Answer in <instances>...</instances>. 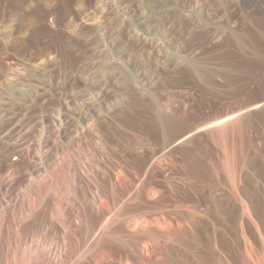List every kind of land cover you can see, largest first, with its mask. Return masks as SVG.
<instances>
[{
  "label": "rangeland",
  "instance_id": "374dc122",
  "mask_svg": "<svg viewBox=\"0 0 264 264\" xmlns=\"http://www.w3.org/2000/svg\"><path fill=\"white\" fill-rule=\"evenodd\" d=\"M246 3L0 0V159L5 158L0 177L9 171L18 183L11 193L1 189L0 194L7 195L5 203L17 199L4 219H26L18 233L4 226L0 264H25L21 252L51 242L52 250L64 252L61 264H96L98 250L86 237L99 219L89 203L84 207L88 220L80 219L78 226L63 222L66 227L63 217L69 219L72 204L83 201L69 194L61 200L53 184L44 192L23 183L39 165L47 174L68 156L79 171L89 160L109 170L121 160L138 172L136 236L131 238L126 219L112 221L99 243L106 264H259L264 249V0ZM97 103L95 117L108 120L101 127L106 140L112 139L109 154L85 128ZM78 113L86 115L80 119L84 127L64 121ZM114 120L122 127L112 132L107 123ZM106 175L101 181L107 193L112 187ZM85 179L77 181V191L85 189L89 196L92 184ZM148 183L155 189L153 198L147 196ZM121 188L110 190L109 198L126 193V199L128 189ZM147 215L153 218L149 225ZM222 246L238 247L237 262ZM41 260L30 264H56Z\"/></svg>",
  "mask_w": 264,
  "mask_h": 264
},
{
  "label": "bare ground",
  "instance_id": "6f19581e",
  "mask_svg": "<svg viewBox=\"0 0 264 264\" xmlns=\"http://www.w3.org/2000/svg\"><path fill=\"white\" fill-rule=\"evenodd\" d=\"M244 2V1H243ZM246 2L248 3V2H251V3H254L255 5H260L261 4V2H262V0H246ZM246 3V4H247ZM262 6V5H261ZM258 7V6H257ZM111 80V79H110ZM104 81V80H103ZM107 82V81H106ZM108 83V82H107ZM95 85V84H94ZM106 85V84H105ZM96 87V86H95ZM135 94V93H134ZM152 94V93H151ZM130 95V94H129ZM29 96H32V95H29ZM124 96V95H123ZM131 96H133L134 98H135V95H133V93H132V95ZM130 96V97H131ZM146 96V95H145ZM129 97V96H128ZM33 98V97H32ZM31 98V99H32ZM92 98V97H91ZM28 99V98H27ZM24 101H25V98H24ZM33 101V100H32ZM22 104H23V102H21ZM27 104H28V101H27ZM145 104V103H144ZM19 105H21V104H19ZM24 106L23 107H26V104H23ZM149 105V104H148ZM14 106H15V104H14ZM13 106V107H14ZM22 106V105H21ZM127 106V105H126ZM132 106V105H131ZM66 107V106H65ZM125 107V106H124ZM123 107V108H124ZM17 108V107H16ZM79 108V107H78ZM12 109H14V108H12ZM19 109H20V107H19ZM74 110V109H73ZM80 110V109H79ZM84 110V109H83ZM154 110V109H153ZM14 111H16V110H14ZM81 111H82V108H81ZM87 111V110H86ZM98 103L97 104H92V106H91V108H90V112H89V114L91 115L90 117L91 118H89L90 119V121H89V124H88V127L86 126L85 128L87 129H91V131L93 132H95L96 133V135H97V137H95L96 138V140L94 139V140H92V141H95V142H97V144L95 143V145H100L101 147H102V149L101 150H106V152H107V154H109V152H111V150L109 151L108 149H107V140H106V137L103 135V133H102V131H103V126H105L104 124H102L103 122H107L108 120H99V119H97L95 116V114H96V112L98 113ZM77 112H78V110H77ZM82 112H84L85 113V111H82ZM66 113V112H65ZM122 113V112H121ZM62 114V113H61ZM60 114V116H62ZM85 114H87V113H85ZM132 114V113H131ZM17 115H18V113H17ZM73 116H74V114H72ZM112 115H114V114H112ZM54 116V115H53ZM84 116H86V115H84ZM83 113H78V115H77V117L76 116H74V117H72V118H70V116H69V118H66V117H64V121H66V122H70V121H73L74 122V120L75 121H81L80 119H82L83 117ZM142 117V116H141ZM74 118V119H73ZM86 118V117H85ZM119 118V117H118ZM59 119V122L62 124L63 123V118H61V117H59L58 118ZM76 119H78V120H76ZM56 120H57V118H56ZM110 120V119H109ZM116 120H114L113 122L114 123H107V124H109V128L111 127L112 128V132L113 131H115V130H117V129H115V128H119L120 127V125L117 123V122H115ZM12 122V121H11ZM76 122V123H77ZM77 123V128L79 129L81 126L82 127H84L83 126V122L81 123ZM56 123V122H55ZM124 123V122H123ZM60 124V125H61ZM101 124L103 125L102 127H101ZM57 125V124H56ZM128 125V124H127ZM61 126H63V124L61 125ZM73 126V125H72ZM76 126V125H75ZM107 126V125H106ZM125 126V125H124ZM124 126H123V131H124ZM10 127V126H9ZM69 127V126H68ZM122 127V126H121ZM120 127V128H121ZM126 127V126H125ZM7 128V127H6ZM61 128V130H62V127H60ZM59 128V129H60ZM76 127H75V129H76V131L78 130ZM84 128V129H85ZM102 128V129H101ZM115 130H114V129ZM134 128V127H133ZM58 129V130H59ZM83 129V128H82ZM74 130V129H73ZM81 130V129H80ZM80 130H79V132H80ZM119 130V129H118ZM137 130V129H136ZM57 131V130H56ZM60 131V130H59ZM63 131V130H62ZM61 131V132H62ZM65 131V130H64ZM72 131V130H71ZM75 131V130H74ZM84 131V130H83ZM127 131V130H126ZM78 132V133H79ZM104 132V131H103ZM119 132H122V131H119ZM60 132H57V134H59ZM66 133V132H65ZM81 133V132H80ZM83 133H85V132H83ZM123 133V132H122ZM72 134V133H71ZM93 134V133H92ZM104 134H105V132H104ZM118 134V133H117ZM61 135V134H60ZM88 135V134H87ZM95 135V136H96ZM128 135V134H127ZM131 135V134H130ZM19 136V135H18ZM66 136V135H65ZM75 136V135H74ZM117 136V135H116ZM132 136V135H131ZM133 136H135V135H133ZM59 137H61V136H59ZM80 137V136H79ZM84 137V136H83ZM94 137V136H93ZM51 138H52V136H51ZM57 138H58V135H57ZM87 138H89V137H87ZM86 138V139H87ZM55 139H56V137H55ZM83 139V138H82ZM108 139V138H107ZM110 139V138H109ZM122 139V138H121ZM52 140H53V138H52ZM60 140V139H59ZM62 140V139H61ZM88 140V139H87ZM90 140V139H89ZM48 141V140H47ZM55 141V140H54ZM112 141V139L108 142L109 144H110V142ZM122 141V140H121ZM120 140H119V143L121 142ZM80 142H82V140L80 141ZM113 142H114V139H113ZM118 142V141H117ZM41 143V142H40ZM51 143V142H50ZM57 143V142H56ZM87 143H88V141H87ZM92 143V142H91ZM114 144V143H113ZM134 144V143H133ZM94 145V146H95ZM119 145V144H118ZM135 145V144H134ZM89 146V145H88ZM112 146L113 145H110V147L112 148ZM116 146H117V144H116ZM37 147V146H36ZM87 147V146H86ZM97 147V146H96ZM137 147V146H136ZM109 148V147H108ZM119 148V147H118ZM97 149H99V148H97ZM113 149H115V147L114 148H112V151H114ZM117 149V148H116ZM116 149H115V151L114 152H116ZM121 149V148H120ZM129 149V148H128ZM137 150V149H136ZM47 151V150H46ZM99 151V150H98ZM104 153H105V151H103ZM136 153V152H135ZM18 154V153H17ZM91 154V153H90ZM101 154V153H100ZM117 154V153H116ZM85 155V154H84ZM114 155V154H113ZM28 156V155H27ZM50 156V155H49ZM68 156V155H67ZM73 156V155H72ZM103 156V155H102ZM112 156V155H111ZM110 156V157H111ZM114 156H116V155H114ZM113 156V157H114ZM136 155H134V156H132V157H135ZM11 157H13V156H11ZM18 157H20L21 158V156H18ZM17 156H15L13 159L15 160V159H17L18 158ZM64 157V156H63ZM109 157V156H108ZM121 157V156H120ZM26 158V157H25ZM32 158V157H31ZM34 158V157H33ZM112 158V157H111ZM117 158H119V157H117ZM5 158H3V159H0V160H4ZM10 159V158H9ZM80 159V158H79ZM82 159V158H81ZM80 159V160H81ZM98 159V158H97ZM130 159V158H129ZM135 159V158H134ZM133 159V160H134ZM146 159V158H145ZM6 160H7V158H6ZM11 160H12V158H11ZM17 160H19V159H17ZM71 157H64L63 159H61V160H59V163L57 164L58 166L57 167H54L53 169H51V170H49V173H47V174H42V171H40L41 169H38V168H41L42 166L41 165H39V167H37L36 169H35V167H33L34 169H35V171H32V172H30V177L28 178V179H26V180H24L25 182H23V183H26L27 182V184L26 185H28V186H30V188H31V186L33 187H37V188H42V189H44V192H46L45 191V189H47L48 188V186H49V184H53V185H51L52 187L55 185L56 186V190H57V192L59 191L60 193V197H61V200L63 199H66L65 198V196H67L68 194L70 195V198H72L71 196H74V200H82L83 202L82 203H79L78 205H75V204H77L76 202H75V204L73 203V202H69V203H73L72 205V207H73V209L71 208V210H73V215L69 218V219H66V218H64L63 217V219H62V224H64L65 225V223L66 222H68L69 223V226H78L79 224H80V222H81V220L80 219H87L86 218V216L84 215V207H86V205H87V203H89V205H90V208H91V210H92V212H94L95 214H97L98 215V219H99V225H98V227L97 228H95L94 229V231L93 232H91V234L90 233H88V232H86V233H88V235H87V237H86V243H87V245L90 247H95V249L96 250H98L97 251V254L95 255L96 256V261H95V263L96 264H106V257H105V255H104V248L102 247V245H100L101 243H100V240L102 239V237L105 235V232H106V229H107V227H108V225L112 222V221H114V220H117V219H126V225H127V228L130 230V234L132 235V237L131 238H133V237H135L136 236V233H137V227H138V223L140 222L138 219H137V216H139L140 215V213H139V215H136V212H137V208H138V203H137V199H139V197H138V194H140V192L139 193H137V188L139 187V183L138 184H136V182H135V180H137L136 179V177L138 176V172H137V170H135V169H133L132 167H129V168H132V170H130L129 168V171H128V169L124 166V165H121L122 163H121V160H119V164L117 165V163H116V165H117V167H114V168H111L112 170H109L108 168H110V166L108 167V168H106V167H104V166H106V165H104V166H101V167H104L103 169H101L100 168V165H97L98 164V162L97 163H95L94 164V162L93 163H91V162H89L88 160V163L86 164H84L83 163V161H82V163L84 164V166H83V168H82V170H77L76 168H74V166H72V165H74V163L72 164L71 163ZM101 160H102V157H101ZM106 160H108V159H106ZM154 161H155V159H153ZM153 160L151 161V162H153ZM31 161V160H30ZM37 161V160H36ZM73 161V160H72ZM86 161V160H85ZM97 161V160H96ZM100 161V160H99ZM118 161V160H117ZM130 161V160H129ZM132 161V160H131ZM130 161V162H131ZM136 161H137V159H136ZM224 161L225 162H222V163H224V167L225 166H228V162H226L227 160H225L224 159ZM4 163L6 162V161H3ZM8 162H10V160L8 161ZM17 162V161H16ZM20 162V161H19ZM18 162V163H19ZM55 162V163H56ZM81 162V161H80ZM104 162V161H103ZM107 162V161H106ZM122 162H123V160H122ZM128 162V161H127ZM40 163V162H39ZM82 163H80V165L82 164ZM91 163V165H88V164H90ZM125 163V162H124ZM123 163V164H124ZM129 163V162H128ZM133 163V162H132ZM131 163V164H132ZM137 163V162H136ZM145 163V162H144ZM148 163V161L146 162V164ZM149 163H150V161H149ZM148 163V164H149ZM13 164V163H12ZM20 164V163H19ZM105 164V163H104ZM130 164V163H129ZM134 164V163H133ZM151 164H153V163H150L149 164V166H151ZM3 165V164H2ZM5 165V164H4ZM16 165V164H15ZM21 165V164H20ZM55 165V164H54ZM79 165V166H80ZM101 165H103V164H101ZM110 165V164H109ZM127 165V164H126ZM12 166V165H11ZM11 166H10V168H11ZM17 166H19V165H17ZM41 166V167H40ZM132 166V165H131ZM134 166V165H133ZM147 167H148V165H146ZM223 166V165H222ZM1 167V166H0ZM14 167V166H13ZM21 167H23L24 168V166H21ZM76 167V166H75ZM7 168H8V166H7ZM9 168V169H10ZM16 168V167H15ZM20 168V167H19ZM18 168V169H19ZM23 168H21V169H23ZM81 168V167H80ZM135 168V167H134ZM151 168V167H150ZM11 169H13V168H11ZM98 169H101V172H102V174L101 175H99L100 173H99V171H98ZM137 169V168H136ZM149 169V168H148ZM7 170V169H6ZM24 170V169H23ZM30 171H31V169H29ZM8 171V170H7ZM146 171V170H145ZM6 172V171H5ZM15 172L16 171H14V175H16L17 176V174L18 173H16L15 174ZM20 172H22L21 170H20ZM19 172V173H20ZM4 173H2V176L0 177V192H1V189H7L8 191L11 189V190H13V188H15V187H17V186H15V184L17 185L18 183H17V179L16 178H14L15 179V181L14 180H12L11 179V176L13 175H10L11 174V172H7V174H4ZM106 174H108V179H109V181L110 182H108V183H110L111 184V189H109V192H107L106 193V191L107 190H105V186H104V182L102 183V178L101 177H103V176H105ZM28 175V174H27ZM34 176H37L38 178H37V180L36 181H33L34 179H36V178H34L33 180H32V178L34 177ZM107 176V175H106ZM140 176V175H139ZM12 178H13V176H12ZM84 178H86L87 180H89L90 181V183L92 184V187H90V192L88 193V194H90L89 196H87L86 195V192H84V191H86L85 189H83V191H82V193H80L79 194V192L77 191V187L79 186V184H80V181H79V184L77 185V181L78 180H84ZM101 178V179H100ZM134 178H135V180H134ZM24 179V178H23ZM86 179H85V181H86ZM104 179V178H103ZM143 179H141V181H142ZM19 183H21V182H19ZM22 183V184H23ZM82 183H84V182H82ZM81 183V184H82ZM146 183V182H145ZM152 183V182H151ZM88 184H89V182H88ZM147 184V183H146ZM149 184V183H148ZM221 184V183H220ZM84 185V184H83ZM82 185V186H83ZM85 185H86V183H85ZM145 185V184H144ZM15 186V187H14ZM21 186H23V185H21ZM54 186V187H55ZM110 186V185H109ZM138 186V187H137ZM148 186V185H147ZM86 187V186H85ZM121 187H127V189H128V192H127V197H126V199H124L125 198V194H123V196H124V198H119L118 196H116L114 193V195L112 196V198H109V195L111 194L110 193V190H117L118 188H121ZM144 187H146V186H144ZM144 187H143V189H144ZM19 188V187H18ZM65 188V189H64ZM108 188H110V187H108ZM21 189H22V187H21ZM20 189V190H21ZM23 189H24V187H23ZM32 189V188H31ZM49 189H51L50 187H49ZM54 189V188H53ZM122 189V188H121ZM10 190V191H11ZM17 190V189H16ZM19 190V191H20ZM27 190H28V188H27ZM33 190V189H32ZM38 190V189H37ZM41 190V189H40ZM55 190V191H56ZM63 190H65L64 192H63ZM80 190V189H79ZM118 190H120V189H118ZM155 189L153 188V186H151L150 184H149V186L146 188V193H147V196L149 197V198H153L154 196V194H153V191H154ZM9 191V193H11ZM14 191V190H13ZM18 191V190H17ZM24 191V190H23ZM28 191H31V190H28ZM121 191V190H120ZM119 191V192H120ZM123 191V190H122ZM259 191H261V190H259ZM21 192V191H20ZM25 192V191H24ZM32 192V191H31ZM42 192V191H41ZM124 192V191H123ZM14 193V192H13ZM26 193V192H25ZM108 193H110L109 195H108ZM117 193V192H116ZM143 193V192H142ZM145 193V194H146ZM154 193H155V191H154ZM7 194V193H6ZM17 194H19V192L17 193ZM21 194V193H20ZM10 195V194H9ZM23 195H24V193H23ZM62 195V196H61ZM119 195H120V193H119ZM6 196L7 195H4V194H0V202L2 203V207H3V209H2V211L0 210V234H2V230H3V228H4V226L5 225H8V229H11V231L13 230V232L14 231H16L17 233L20 231V228H21V224H22V221L23 220H26L25 219V217H24V219L22 218V219H13V217H12V219H4L3 218V216L5 215L4 214V212H6L5 210L7 209V207L9 206H16V200L17 199H15L14 201H12V200H7V203H5V198H6ZM17 196V195H16ZM20 196V195H19ZM25 196V195H24ZM23 196V197H24ZM28 196V195H27ZM49 196V195H48ZM122 196V195H121ZM153 196V197H152ZM33 197H35V196H33ZM46 197V196H45ZM111 197V196H110ZM21 199V197H18V199ZM36 198V197H35ZM39 198V197H38ZM41 198V197H40ZM69 198V199H70ZM148 198V199H149ZM8 199V198H7ZM13 199V198H12ZM26 199V198H25ZM23 200H24V198H23ZM22 200V201H23ZM67 200V199H66ZM71 200V199H70ZM72 200H73V198H72ZM145 200V199H144ZM22 201H21V203H22ZM26 201V200H25ZM42 201H44V200H42ZM87 201V202H86ZM127 201H129V203L127 202ZM150 201V200H149ZM147 202V204L149 205V203L151 202ZM153 201V200H152ZM19 202V201H18ZM79 202V201H78ZM138 202H139V200H138ZM0 203V204H1ZM30 203V202H29ZM32 203H33V201H32ZM64 203V202H63ZM6 204V205H5ZM37 204V203H36ZM40 204H42V203H39V204H37V205H39V206H41ZM68 204V203H67ZM67 204H64V205H67ZM151 204V203H150ZM152 204H153V202H152ZM151 204V205H152ZM24 205V204H23ZM22 205V207H24ZM32 205V204H31ZM35 205V204H34ZM43 205V204H42ZM55 205V204H54ZM62 205V204H61ZM88 205V206H89ZM21 206V205H20ZM36 206V205H35ZM45 206V205H44ZM43 206V207H44ZM60 206V205H59ZM153 206V205H152ZM244 206V205H243ZM18 207V206H17ZM46 207H48V206H46ZM144 207H145V205H144ZM148 207V206H147ZM151 207V206H150ZM55 208V207H54ZM62 208V207H61ZM65 208H66V206H65ZM146 208V207H145ZM145 208H143L144 210H145ZM152 208V207H151ZM224 208V207H223ZM9 209V208H8ZM32 209V208H31ZM36 209V208H35ZM63 209V208H62ZM140 209V208H139ZM22 210H23V208H22ZM34 210V209H33ZM36 210H39V209H36ZM45 210V209H44ZM65 210V209H64ZM67 210V209H66ZM148 210V209H147ZM150 210V209H149ZM152 210V209H151ZM232 210V209H231ZM251 210V209H250ZM10 211V210H9ZM8 211V212H9ZM12 211V210H11ZM28 211V210H27ZM30 211V210H29ZM32 211V210H31ZM60 211H61V209H60ZM88 211H89V207H88ZM139 211V210H138ZM248 211V210H247ZM14 212H15V210H14ZM37 212H39V211H37ZM56 212H58V211H56ZM63 212H66V211H63ZM70 212V211H69ZM87 212V211H86ZM85 212V213H86ZM249 213V212H248ZM248 213H247V215H248ZM20 214V213H19ZM18 214V217L20 216ZM22 214V213H21ZM24 214V213H23ZM26 214H28V213H26ZM41 214H43V213H41ZM49 214V213H48ZM51 214V213H50ZM55 214V213H54ZM61 214H63V213H58V215H61ZM148 214V213H147ZM232 214V213H231ZM236 214V213H235ZM7 215H8V213H7ZM241 215V214H240ZM246 215V214H245ZM26 216V215H25ZM38 216V215H37ZM48 216V215H47ZM63 216V215H62ZM64 216H66V214H64ZM91 216H92V214H91ZM235 216V215H234ZM237 216H239V215H237ZM11 217V216H10ZM21 217V216H20ZM56 217V216H55ZM57 217H59V216H57ZM93 217V216H92ZM143 217H145V215H143ZM152 216L151 215H147V217L145 218L146 220H148V219H153V218H151ZM6 218V217H5ZM68 218V217H67ZM90 218V217H89ZM141 218V217H140ZM28 219V218H27ZM36 219V218H35ZM46 219H47V217H46ZM91 219V218H90ZM94 219V218H93ZM144 218H142V220H143ZM144 219V220H145ZM88 220V219H87ZM87 220H86V222H87ZM139 222H138V221ZM166 220V219H165ZM175 220H177V219H175ZM54 221V220H53ZM84 221V220H83ZM149 221V220H148ZM148 221H146V222H148ZM151 221V220H150ZM150 221L148 222V223H146V222H144V221H142V224H144V223H146V224H148L149 225V223H150ZM172 221H173V219H172ZM224 221H225V219H224ZM236 221H237V219H236ZM243 221V220H242ZM49 222V221H48ZM52 222V221H51ZM63 222H65V223H63ZM89 222V221H88ZM91 222V221H90ZM144 222V223H143ZM152 222V221H151ZM225 222H227V219H226V221ZM52 223H55V222H52ZM67 223V224H68ZM82 223V222H81ZM237 223V222H236ZM235 223V224H236ZM259 223V222H258ZM56 224V223H55ZM84 224V223H83ZM91 224H93V221L91 222ZM125 224V223H124ZM141 224V223H140ZM146 224H144V225H146ZM158 224V223H157ZM260 224V223H259ZM50 225V224H49ZM87 225H88V223H87ZM90 225V224H89ZM122 225V224H121ZM144 225H142V226H140L141 228L144 226ZM164 225V224H163ZM227 225V224H226ZM237 225V224H236ZM66 226V225H65ZM83 226H85V225H83ZM93 226V225H92ZM95 226V225H94ZM30 227V226H29ZM67 227V226H66ZM6 228H7V226H6ZM23 228V227H22ZM58 228V227H57ZM71 228H73V227H71ZM83 228V227H82ZM87 228H89V227H87ZM120 228V227H119ZM152 228V227H151ZM25 229V228H24ZM31 229V228H30ZM91 229V228H90ZM145 229V228H144ZM74 230V229H73ZM88 230V229H87ZM150 230V229H149ZM235 230V229H234ZM5 231V230H4ZM63 231V230H62ZM83 231V230H82ZM81 231V232H82ZM85 231V230H84ZM127 231V230H126ZM140 231V230H139ZM10 232V231H9ZM71 232V231H70ZM121 231H119V233H120ZM123 232V231H122ZM227 232V231H226ZM36 233V232H35ZM66 233H67V231H66ZM123 233H125V232H123ZM139 233V232H138ZM11 234V233H10ZM65 234V233H64ZM78 234V233H77ZM111 234H113V233H111ZM115 234V233H114ZM129 234V233H128ZM163 234V233H162ZM139 235V234H138ZM169 235V234H168ZM79 236H80V234H79ZM151 236V235H150ZM83 237V236H82ZM115 237V236H114ZM66 238V237H65ZM146 238V237H145ZM74 239V238H73ZM78 239H80V241H81V236L80 237H78ZM130 239V238H129ZM2 240V239H1ZM66 240V239H65ZM75 240V239H74ZM107 240V239H106ZM109 240V239H108ZM67 241V240H66ZM84 241V240H83ZM104 241V240H103ZM134 241V240H133ZM132 241V242H133ZM154 241V240H153ZM62 242H64V241H62ZM74 242V241H73ZM135 242V241H134ZM56 243V242H55ZM69 243V242H68ZM67 243V244H68ZM81 243V242H80ZM85 243V242H84ZM100 243V244H99ZM162 243V242H161ZM37 244V243H36ZM51 244H52V242H51ZM50 244V245H51ZM59 244V243H58ZM74 244H75V242H74ZM74 244H72L73 246H74ZM38 245V244H37ZM46 244H44L43 245V243H42V245H40V246H38V248L37 249H31V248H27L26 250H24L23 252H21L22 253V255H21V260H23V263H25V264H30L31 263V261L32 262H34V261H39V260H45V259H47L46 261H53V262H56V264H61V262H62V256H63V253H62V251L60 250V251H54L55 250V248H54V246H53V248H54V250H52V248H50V245H49V247H47L46 248V246H45ZM66 245V244H65ZM85 245V244H84ZM134 245H135V243H134ZM162 245V244H161ZM47 246H48V244H47ZM57 246V245H56ZM59 246V245H58ZM69 246V245H68ZM77 246V245H76ZM81 246V245H80ZM61 247V246H60ZM64 247V246H63ZM82 247V246H81ZM106 247V246H105ZM134 247V246H133ZM137 247V246H136ZM153 247V246H152ZM65 248H66V246H65ZM80 248V247H79ZM229 248V247H228ZM133 249V248H132ZM136 249V251H137V248H135ZM135 249H133V251L135 250ZM57 250V249H56ZM66 250V249H65ZM64 250V251H65ZM73 250H75L74 248H73ZM83 250H84V248H83ZM220 250H224L225 251V253L229 256V255H231L230 257H229V260L230 261H233V262H237V257L235 256V254L236 253H238L239 251H238V247H233L232 246V248L231 249H227L226 247H220ZM78 251H81V249L79 250L78 249ZM77 251V252H78ZM95 251V250H94ZM12 252V251H11ZM65 252H67V250L65 251ZM74 252V251H73ZM72 252V253H73ZM89 252V251H88ZM106 252V251H105ZM144 252H145V250H144ZM223 252V251H222ZM232 252H235V253H233L234 254V256L232 255ZM254 252V246H252V248L250 249V250H248V256L250 257L251 255H252V253ZM76 253V252H75ZM79 253H81L82 254V252H78V254ZM84 253H86L85 251H84ZM134 253V252H133ZM138 253V252H137ZM93 254V253H92ZM95 254V253H94ZM129 254V253H128ZM259 254H260V258H261V260L259 261V264H264V249H261V250H259ZM106 255H107V253H106ZM213 255V254H212ZM77 256V255H76ZM84 256H86V255H84ZM94 256V255H93ZM109 256V255H108ZM215 256V255H214ZM19 257V256H18ZM17 257V258H18ZM64 257V256H63ZM74 257V256H73ZM72 257V258H73ZM88 257V256H87ZM109 257H111V256H109ZM130 257V256H129ZM76 258H78V257H76ZM112 258V257H111ZM41 260V261H42ZM73 260V259H72ZM72 260H70V261H72ZM113 260V259H112ZM137 260V259H136ZM226 260V259H225ZM66 261V260H65ZM76 261H78V260H76ZM82 261V260H81ZM90 262H91V259L89 260ZM93 261V260H92ZM94 262V261H93ZM40 263V262H39ZM48 263V262H47ZM50 263V262H49ZM74 263V262H73ZM72 262H71V264H73ZM108 263V262H107ZM41 264V263H40ZM43 264V263H42ZM68 264V263H67ZM76 264V263H75ZM108 264H110V263H108Z\"/></svg>",
  "mask_w": 264,
  "mask_h": 264
}]
</instances>
